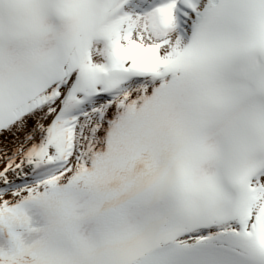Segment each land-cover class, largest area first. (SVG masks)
<instances>
[{
    "label": "snow or ice",
    "instance_id": "6c2138e0",
    "mask_svg": "<svg viewBox=\"0 0 264 264\" xmlns=\"http://www.w3.org/2000/svg\"><path fill=\"white\" fill-rule=\"evenodd\" d=\"M0 264H264V0H0Z\"/></svg>",
    "mask_w": 264,
    "mask_h": 264
}]
</instances>
